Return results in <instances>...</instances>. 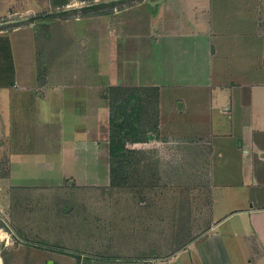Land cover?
<instances>
[{
  "label": "crops",
  "instance_id": "0c3cea01",
  "mask_svg": "<svg viewBox=\"0 0 264 264\" xmlns=\"http://www.w3.org/2000/svg\"><path fill=\"white\" fill-rule=\"evenodd\" d=\"M71 1L0 0V38L6 40L0 67L7 69L0 70V138L7 187L51 193L68 178L84 187L110 183L105 92L111 86L156 88L155 131L177 142L180 153L188 148L205 156L199 165L206 172L207 206L198 213L201 196L194 193L171 198L179 205L173 222L159 221L144 246L135 245L128 229L114 231L110 246L102 244L97 221L120 214L96 206L93 214L82 213L93 221L84 226L89 244L135 255L75 262L264 264V0H113L120 6L103 13L96 3L85 4L93 0ZM72 10L87 14L73 17ZM191 169L198 172L199 166ZM66 218L46 213L17 228L39 230L40 236L45 229L42 234L50 237L53 230L56 237L84 224H64ZM124 236L132 242L120 243Z\"/></svg>",
  "mask_w": 264,
  "mask_h": 264
},
{
  "label": "rangeland",
  "instance_id": "374dc122",
  "mask_svg": "<svg viewBox=\"0 0 264 264\" xmlns=\"http://www.w3.org/2000/svg\"><path fill=\"white\" fill-rule=\"evenodd\" d=\"M71 2L74 5H84L76 0ZM130 2L132 0H128L123 4H129ZM90 3H96L98 6L96 11L102 13L110 12L113 6H120L118 3L113 5V0H93L85 4ZM78 14H87V12L78 13L77 10H72L70 13L73 17ZM5 41L1 36L0 43L2 44L3 52L0 53V64L2 65L6 62ZM10 43L13 47H16L14 40ZM10 65L8 64L9 68L12 69ZM0 70L7 73V69L4 66L0 67ZM11 84H13V81H11ZM128 94L133 97L130 100V105L125 110L126 115H117L116 123L120 122L121 119L134 117L131 108L136 105L138 98L140 99L139 107H141L137 114L140 127H148L151 130L146 133L143 142H127V151L113 159V180L120 185H118L120 189L117 191H112L113 188H111L109 182L105 185L84 187L77 185L76 180L73 178L66 179L62 187L53 190L51 193L45 190L35 191V193H26L23 190L18 191V188L11 190L4 181L7 160L1 150L3 141L0 138V232L5 233L4 235L0 234V264H49V261L52 262L53 260L56 261L55 264H77L75 261L80 258L83 260L88 259L85 256L101 258L110 255H135L133 252H117L111 249L100 251V246L93 243L89 244L88 239H86L84 226L85 223H93V221L86 220L82 213L93 214L94 209H97L96 206L103 207V213L108 212L111 215V211H115V213L120 214L119 219L115 214L114 217L117 219H113V221L111 216L106 217L103 214V223L97 221L102 224V227H100L103 232L102 237L100 236L102 244L109 246L112 242V233L114 231L126 232L125 229L135 235V245L144 246L146 243L148 244V238L151 236L149 233L158 232L159 221L162 222L166 218L168 219L167 224L173 222L171 218L174 215V208L179 205L174 204L171 198L189 197L191 193L198 195V197L201 196L196 209L200 214L203 212L207 206V202L204 199V197H207V184L205 168L199 164L205 163V156L193 155V152L190 151L191 149L188 148L187 154L180 153L182 151L176 148L177 142L166 137H160L157 131L153 129L154 95L152 90L139 89L132 91L126 89L116 92L113 94V98L117 100L116 104L119 105V101L126 98ZM134 108L138 109L137 107ZM149 135H151V138H148ZM101 143L104 147L105 141H101ZM25 149L28 150L27 147ZM197 165L199 166V171H192L191 167H196ZM192 183L194 187L191 188ZM37 197L40 199L42 197V200L45 199L46 202L33 203ZM117 197L123 198L117 199ZM99 200L101 203L96 204V201L98 202ZM46 213H52L54 216L65 213L71 219H64V224L67 222L84 224L78 229L75 227V230L63 229L66 232L61 233L63 234L62 236L56 237L52 236L55 235L53 230V234L50 237L45 236L46 233L42 234V231H46L45 229L40 230L42 235L40 236L38 235L39 230H35L32 233L33 228H28V230L17 228L18 223L23 222L29 225L33 221L37 223V217H46ZM146 213H151V220L145 218L147 216ZM76 215H80L79 219H74ZM164 215H167V217H164ZM20 216H25L29 221L20 218ZM123 222H128L129 227L123 226ZM205 227L206 225L199 223L200 230H205L203 229ZM83 230L84 232H82ZM89 233L93 234L92 231H89ZM115 238L118 240V237ZM127 239L124 236L121 238L120 243L130 244L132 240L127 241ZM102 246L105 248V245ZM58 250H62L63 253ZM170 254L172 255L173 253H168L167 256Z\"/></svg>",
  "mask_w": 264,
  "mask_h": 264
},
{
  "label": "trees",
  "instance_id": "16d2710c",
  "mask_svg": "<svg viewBox=\"0 0 264 264\" xmlns=\"http://www.w3.org/2000/svg\"><path fill=\"white\" fill-rule=\"evenodd\" d=\"M45 18V16H36L33 19H42ZM139 90V89H149L153 91L154 95V123H153V129L155 130L157 127V103H156V97H157V91L156 88H132V87H120V86H114L109 87L108 90L105 92V96L108 99L109 103V111H110V117H109V139H108V149H109V155L111 158V166H110V184L111 185H118L117 182L113 180V173L114 170L112 168L113 159L115 157H118L121 155V153H125L127 151L126 143H137V142H143L144 138L146 137V133L150 131L148 127L141 128L139 124V118L137 116L138 112L140 111V99L137 98L136 105L131 108L132 114L134 115L133 118L130 119H121L120 122L116 123L117 115H126L125 110L130 105V100L132 99V95L128 94L126 98H123L119 101V105H117V100L113 98V94L116 92H121L123 90ZM140 127V129H139ZM122 154V155H123ZM6 175V174H5ZM61 253L62 250L60 251Z\"/></svg>",
  "mask_w": 264,
  "mask_h": 264
},
{
  "label": "water",
  "instance_id": "95a60500",
  "mask_svg": "<svg viewBox=\"0 0 264 264\" xmlns=\"http://www.w3.org/2000/svg\"><path fill=\"white\" fill-rule=\"evenodd\" d=\"M157 2H159L158 0H155V1H148V3L150 4V5H154L155 3H157ZM38 22H44V23H48L49 21L48 20H42V21H38ZM178 106H180L179 104H178ZM49 264H52L51 263V261H49Z\"/></svg>",
  "mask_w": 264,
  "mask_h": 264
},
{
  "label": "bare ground",
  "instance_id": "6f19581e",
  "mask_svg": "<svg viewBox=\"0 0 264 264\" xmlns=\"http://www.w3.org/2000/svg\"><path fill=\"white\" fill-rule=\"evenodd\" d=\"M1 233H2L3 235L5 234L4 232H0V234H1ZM0 236H1V235H0Z\"/></svg>",
  "mask_w": 264,
  "mask_h": 264
}]
</instances>
